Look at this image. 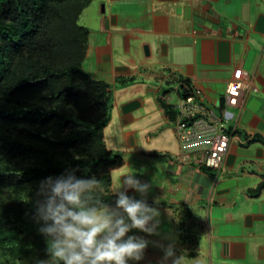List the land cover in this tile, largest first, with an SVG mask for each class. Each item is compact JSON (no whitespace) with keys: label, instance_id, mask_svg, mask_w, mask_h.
I'll return each mask as SVG.
<instances>
[{"label":"crops","instance_id":"1","mask_svg":"<svg viewBox=\"0 0 264 264\" xmlns=\"http://www.w3.org/2000/svg\"><path fill=\"white\" fill-rule=\"evenodd\" d=\"M77 25L83 69L109 94L110 191L131 173L151 187L129 195L160 213L158 234H128L148 241L128 264H264V143L250 142L264 137V0H90ZM242 72L241 104L227 105ZM184 80L237 135L216 169L189 160L177 138Z\"/></svg>","mask_w":264,"mask_h":264},{"label":"trees","instance_id":"2","mask_svg":"<svg viewBox=\"0 0 264 264\" xmlns=\"http://www.w3.org/2000/svg\"><path fill=\"white\" fill-rule=\"evenodd\" d=\"M89 2L0 0V264H59L34 219L45 177L95 178L88 206H115L119 156L103 140L109 94L82 66L87 30L77 19Z\"/></svg>","mask_w":264,"mask_h":264},{"label":"clouds","instance_id":"3","mask_svg":"<svg viewBox=\"0 0 264 264\" xmlns=\"http://www.w3.org/2000/svg\"><path fill=\"white\" fill-rule=\"evenodd\" d=\"M122 177V190L120 187L116 192L115 206L102 208L88 206L84 196L97 186L95 178H77L72 170H65L39 182L34 219L44 222L39 232L48 238L46 251L51 259L59 264H128L143 258L148 241L128 234L134 229L158 234L160 213L143 198L129 195L132 191L143 197L151 187L148 182L131 173ZM172 255L169 245L165 259ZM179 260H173V264Z\"/></svg>","mask_w":264,"mask_h":264},{"label":"built area","instance_id":"4","mask_svg":"<svg viewBox=\"0 0 264 264\" xmlns=\"http://www.w3.org/2000/svg\"><path fill=\"white\" fill-rule=\"evenodd\" d=\"M247 74L227 84L224 99L227 105L241 104ZM177 101L176 134L187 158L207 168H218L231 143L238 138L229 131L215 112L197 100L198 91L183 82ZM220 116V115H218ZM186 148H191L187 150Z\"/></svg>","mask_w":264,"mask_h":264}]
</instances>
